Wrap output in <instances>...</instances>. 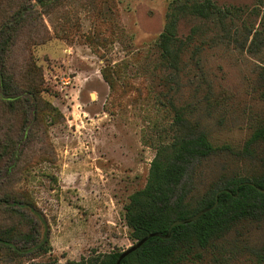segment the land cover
<instances>
[{"label": "rangeland", "instance_id": "rangeland-1", "mask_svg": "<svg viewBox=\"0 0 264 264\" xmlns=\"http://www.w3.org/2000/svg\"><path fill=\"white\" fill-rule=\"evenodd\" d=\"M214 1L242 10L240 26L255 8L253 0ZM172 2L59 0L45 7L0 0V27L26 5L7 65L22 90L35 92H23L15 108L0 97V141L11 152L0 157V189L19 192L37 210L20 209L29 225L0 206V230L36 240L13 239L22 253L0 245V264H66L132 246L125 205L146 185L157 147L172 135L175 108L196 102L208 85L225 91L226 100L213 115L223 124L213 118L207 126L237 144L247 138L248 120L264 107L252 92L264 44L236 27L196 58L189 52L177 87L158 47ZM180 30L190 29L184 23ZM221 164L215 156L197 162L196 183ZM253 237L264 242V227Z\"/></svg>", "mask_w": 264, "mask_h": 264}, {"label": "trees", "instance_id": "trees-1", "mask_svg": "<svg viewBox=\"0 0 264 264\" xmlns=\"http://www.w3.org/2000/svg\"><path fill=\"white\" fill-rule=\"evenodd\" d=\"M37 1L53 7L59 0ZM253 2L255 8L240 26L238 21L244 12L235 5L221 6L214 0H173L158 47L163 64L176 77L177 87L187 72L189 52L196 58L206 45L215 46L233 30L236 32V27L253 34L251 43L258 40L264 44V0ZM25 10L26 5L21 4L0 27V97L12 108L23 92L35 94L31 88L22 90L7 65ZM251 14L255 20L248 28ZM184 23L190 29L187 34L180 30ZM252 92L264 104V63L259 66ZM196 98V102L175 108L172 135L157 147L146 185L130 195L124 208L135 243L151 232L160 235L148 238L124 256L121 264H205L208 256L213 264H232L233 257L247 264H264V242L253 237L256 229L264 227V107L250 117L248 136L237 144L218 137L207 126L213 118L223 124L222 116L213 115L225 104L226 92L208 85ZM10 153L0 141V157L9 158ZM214 156L223 159V164L210 179L201 178L200 184L196 183L194 166ZM0 206L12 217H24L20 209L26 207L37 214L35 206L13 190L0 189ZM30 223L29 219L25 222ZM168 232L169 236L163 237ZM17 237L27 243L36 242L30 232L8 228L0 230V245L22 253L25 248L13 241ZM122 252L111 251L66 264H118Z\"/></svg>", "mask_w": 264, "mask_h": 264}, {"label": "water", "instance_id": "water-1", "mask_svg": "<svg viewBox=\"0 0 264 264\" xmlns=\"http://www.w3.org/2000/svg\"><path fill=\"white\" fill-rule=\"evenodd\" d=\"M179 223V222H176ZM168 232L167 234L163 235V237H168L169 236ZM160 234L158 232H151L148 235H146L145 237H143L142 239L138 240L136 243H134L132 246H130L129 248H127L126 250H124L122 252V254L120 255L119 259H118V264H121V260L124 256H126L128 253H130L131 251L137 249L139 246H141L148 238H150L151 236H159Z\"/></svg>", "mask_w": 264, "mask_h": 264}]
</instances>
